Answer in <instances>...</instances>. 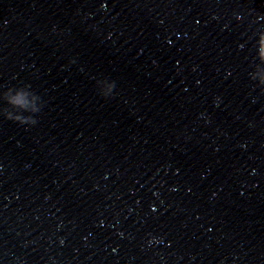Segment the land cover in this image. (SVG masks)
Segmentation results:
<instances>
[{"label": "water", "instance_id": "water-1", "mask_svg": "<svg viewBox=\"0 0 264 264\" xmlns=\"http://www.w3.org/2000/svg\"><path fill=\"white\" fill-rule=\"evenodd\" d=\"M0 264H264V0H0Z\"/></svg>", "mask_w": 264, "mask_h": 264}]
</instances>
